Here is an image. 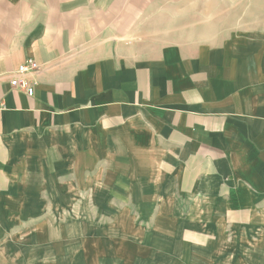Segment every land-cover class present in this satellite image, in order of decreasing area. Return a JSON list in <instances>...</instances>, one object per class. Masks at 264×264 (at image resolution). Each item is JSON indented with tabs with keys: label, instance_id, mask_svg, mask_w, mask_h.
Returning <instances> with one entry per match:
<instances>
[{
	"label": "crops",
	"instance_id": "0c3cea01",
	"mask_svg": "<svg viewBox=\"0 0 264 264\" xmlns=\"http://www.w3.org/2000/svg\"><path fill=\"white\" fill-rule=\"evenodd\" d=\"M227 10L0 0V219L37 204L48 158L128 233L135 264H264V23ZM27 59L32 96L10 84Z\"/></svg>",
	"mask_w": 264,
	"mask_h": 264
},
{
	"label": "rangeland",
	"instance_id": "374dc122",
	"mask_svg": "<svg viewBox=\"0 0 264 264\" xmlns=\"http://www.w3.org/2000/svg\"><path fill=\"white\" fill-rule=\"evenodd\" d=\"M212 3L231 8L217 16L234 26L247 21L257 28L264 23V0ZM66 171L65 163L54 165L46 158L31 182V192L38 197L34 210L18 203L11 211L7 208L10 213L0 219V264H135L139 254L135 242L127 232L115 231L110 220L92 214L93 206L87 203L90 190L78 187L80 183Z\"/></svg>",
	"mask_w": 264,
	"mask_h": 264
},
{
	"label": "built area",
	"instance_id": "2783aa9c",
	"mask_svg": "<svg viewBox=\"0 0 264 264\" xmlns=\"http://www.w3.org/2000/svg\"><path fill=\"white\" fill-rule=\"evenodd\" d=\"M38 68L39 65L35 61L27 59L13 71V78L10 81L11 86L21 88L28 96H32L34 93V82L29 80L25 74L28 71H35Z\"/></svg>",
	"mask_w": 264,
	"mask_h": 264
}]
</instances>
